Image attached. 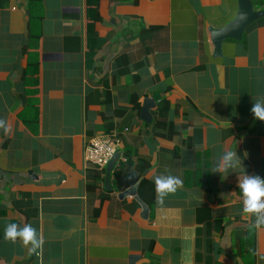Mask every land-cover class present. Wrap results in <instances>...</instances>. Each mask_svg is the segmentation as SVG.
<instances>
[{
    "label": "crops",
    "instance_id": "crops-1",
    "mask_svg": "<svg viewBox=\"0 0 264 264\" xmlns=\"http://www.w3.org/2000/svg\"><path fill=\"white\" fill-rule=\"evenodd\" d=\"M236 11L237 0H0V119L10 126L0 129V264H252L241 254L250 232L264 264V226L243 212L238 188L245 172H211L235 150L264 178V121L251 112L264 98V24L224 40L222 56L208 31ZM27 69L37 115L26 109ZM109 126L126 160L106 188L105 169L83 154ZM169 173L183 186L161 203L154 178ZM133 186L146 217L123 195ZM9 223L36 228L42 249L5 240Z\"/></svg>",
    "mask_w": 264,
    "mask_h": 264
},
{
    "label": "clouds",
    "instance_id": "clouds-1",
    "mask_svg": "<svg viewBox=\"0 0 264 264\" xmlns=\"http://www.w3.org/2000/svg\"><path fill=\"white\" fill-rule=\"evenodd\" d=\"M251 112L254 118L264 121V98L257 99ZM0 129L7 133L10 126L4 119H0ZM244 171L245 175L238 180V188L243 197V212L256 217L254 227L260 229L264 226V178L258 174H248L242 168V161L239 159L235 150H226L221 153L213 166L211 172L224 173L225 176L229 172ZM157 199L163 202L164 198L170 194L175 193L177 189L183 186V181L180 177L172 174H161L154 178ZM4 239L16 243L20 241L29 254L37 253L42 249L44 240L42 236L38 235L37 229L30 224L21 226L17 223H9L5 227Z\"/></svg>",
    "mask_w": 264,
    "mask_h": 264
},
{
    "label": "water",
    "instance_id": "water-1",
    "mask_svg": "<svg viewBox=\"0 0 264 264\" xmlns=\"http://www.w3.org/2000/svg\"><path fill=\"white\" fill-rule=\"evenodd\" d=\"M264 18V8L255 9L252 0H237V11L232 19L223 26L216 27L210 25L208 28L210 39L213 44V55L222 56V43L226 39L240 40L243 32L256 20ZM155 105L152 98L145 97L142 108L140 110V118L149 122L151 119L150 109ZM120 151L114 153L112 158L105 166V186L110 188L111 172L119 159ZM125 194H133L142 208V215H148V206L139 198L136 193V186L128 189Z\"/></svg>",
    "mask_w": 264,
    "mask_h": 264
},
{
    "label": "trees",
    "instance_id": "trees-1",
    "mask_svg": "<svg viewBox=\"0 0 264 264\" xmlns=\"http://www.w3.org/2000/svg\"><path fill=\"white\" fill-rule=\"evenodd\" d=\"M252 2H256V0H252ZM261 2H262V0H258V3H261ZM90 24H91V22H89V25L87 27V32H88L89 36L92 35V33H93L92 27ZM261 24H264V18H259L258 20L253 22L248 28H250L251 26H254V25H261ZM28 70L29 69L24 71V74L22 76L23 80L25 82V86H26L25 97L28 98L27 101L29 102L26 109H27V111H29V113H31L33 115H37L38 114V108L36 106V97L34 96L37 93V91L35 89L37 78L32 77L30 75V73H28ZM131 100H132L134 107L137 108L138 104L136 103V98L132 97ZM160 102H161V104L159 105L160 112H165L164 111V108L166 107L164 104L165 102L163 99H161ZM162 102H164V103H162ZM23 118L28 119L25 116ZM112 130H114V129H112L111 126H109L107 132H111ZM119 136H120V134H119ZM120 138H121V136H120ZM139 190H140L139 191L140 195H142L143 197H145V195L147 194V195H149L151 201L154 199V188L152 187V184H150L147 180H144V179L141 180V182L139 184ZM149 205H151V204H149ZM241 254H242V258H244V255L246 258L248 256L250 258H253L252 264H254L255 240H254L251 232L248 233V235H247V239L245 241V246H243Z\"/></svg>",
    "mask_w": 264,
    "mask_h": 264
},
{
    "label": "built area",
    "instance_id": "built-area-1",
    "mask_svg": "<svg viewBox=\"0 0 264 264\" xmlns=\"http://www.w3.org/2000/svg\"><path fill=\"white\" fill-rule=\"evenodd\" d=\"M121 147L122 140L118 131L104 132L94 135L89 140L85 145L83 158L86 163L93 165L99 170H103L114 153L120 151ZM119 159L126 160V157L121 156V151Z\"/></svg>",
    "mask_w": 264,
    "mask_h": 264
}]
</instances>
